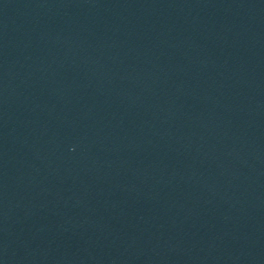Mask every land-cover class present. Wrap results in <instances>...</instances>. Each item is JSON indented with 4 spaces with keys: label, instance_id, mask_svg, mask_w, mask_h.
<instances>
[{
    "label": "water",
    "instance_id": "1",
    "mask_svg": "<svg viewBox=\"0 0 264 264\" xmlns=\"http://www.w3.org/2000/svg\"><path fill=\"white\" fill-rule=\"evenodd\" d=\"M0 264H264V0H0Z\"/></svg>",
    "mask_w": 264,
    "mask_h": 264
}]
</instances>
